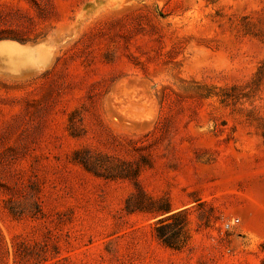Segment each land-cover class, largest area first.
<instances>
[{
	"label": "rangeland",
	"instance_id": "374dc122",
	"mask_svg": "<svg viewBox=\"0 0 264 264\" xmlns=\"http://www.w3.org/2000/svg\"><path fill=\"white\" fill-rule=\"evenodd\" d=\"M0 264H264V0H0ZM252 198V199H251Z\"/></svg>",
	"mask_w": 264,
	"mask_h": 264
},
{
	"label": "crops",
	"instance_id": "0c3cea01",
	"mask_svg": "<svg viewBox=\"0 0 264 264\" xmlns=\"http://www.w3.org/2000/svg\"><path fill=\"white\" fill-rule=\"evenodd\" d=\"M57 51L58 46L51 41L30 44L13 39L0 40L2 69L10 74L46 69Z\"/></svg>",
	"mask_w": 264,
	"mask_h": 264
},
{
	"label": "bare ground",
	"instance_id": "6f19581e",
	"mask_svg": "<svg viewBox=\"0 0 264 264\" xmlns=\"http://www.w3.org/2000/svg\"><path fill=\"white\" fill-rule=\"evenodd\" d=\"M252 199V198H251Z\"/></svg>",
	"mask_w": 264,
	"mask_h": 264
}]
</instances>
